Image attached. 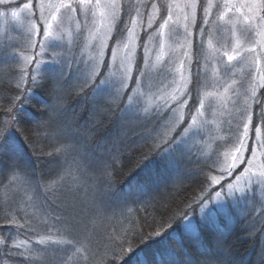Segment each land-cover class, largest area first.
Here are the masks:
<instances>
[{
    "label": "snow or ice",
    "instance_id": "snow-or-ice-1",
    "mask_svg": "<svg viewBox=\"0 0 264 264\" xmlns=\"http://www.w3.org/2000/svg\"><path fill=\"white\" fill-rule=\"evenodd\" d=\"M9 16L19 28L0 37V59L20 71L18 94L4 109L9 117L0 120V187L31 193L25 203L32 207L56 197L75 214L44 211L49 234L40 235L26 212L23 223L13 214L24 211L19 202L7 201L0 264L13 255L40 264L50 245L66 246L67 258L79 255L82 264H234V224L249 238L264 237V0H0V17ZM47 85L55 95L37 119L26 105ZM61 93L80 97L90 122L74 125ZM110 114L116 137L97 142ZM40 140L37 156L33 143ZM133 152L142 180L121 190L122 212L192 175L200 185L195 208L188 203L145 229L104 235L101 249L94 230L113 203L87 191L82 177L96 176L111 189L122 158ZM43 156L57 165L48 177L35 169ZM26 228L44 247L15 239ZM185 243L196 255L175 250Z\"/></svg>",
    "mask_w": 264,
    "mask_h": 264
},
{
    "label": "trees",
    "instance_id": "trees-1",
    "mask_svg": "<svg viewBox=\"0 0 264 264\" xmlns=\"http://www.w3.org/2000/svg\"><path fill=\"white\" fill-rule=\"evenodd\" d=\"M19 68L12 69V78L0 81V120L9 117V114L4 111L5 108L10 106L11 99L18 94V90L15 89L14 83ZM35 96L31 104L26 105L28 111H30L37 119H42V112L44 111L43 101H48L55 95L51 93V85H47L44 89H35ZM64 96L63 103L68 109V115L72 119L74 125H83L90 122L92 115L90 113L89 106L81 102L80 97L69 96L67 93H61ZM73 111L75 115H73ZM97 121L102 117L96 116ZM115 116L109 115L108 120H104L105 130L96 137L97 142H101L107 137L108 139H114L118 129L114 125ZM25 129H31V124H22ZM27 134V133H26ZM31 142V141H30ZM33 147L37 149V156L39 155V148L45 147V141L40 140L39 143H33ZM50 150V149H49ZM139 159V154L133 152L128 158H122V163L125 165L122 168V174L113 177V187L109 189L101 179L96 176L82 177V181L86 187V190L94 194L98 199H106L113 203L114 212H107V218L103 221H97V226L94 230V239L96 244L102 249L104 245V235H119L122 231L128 229L142 230L147 228L148 224H151L153 220L159 221L166 219L173 215L176 211L184 208L186 204L193 203L196 196L200 192V185L198 183V177L192 175L185 178L182 183H178L175 186L168 184L162 185L158 191H153L148 196H145L148 200L146 206L140 207L137 203H129L127 208L122 209L117 206L116 202L119 199L121 190L129 184H136L142 180V174L135 170V163ZM51 158L43 156L36 160L35 169L37 174H43L48 177L50 173H53L57 165L50 162ZM191 168L194 170L195 165ZM91 175V174H89ZM7 183V181H4ZM29 194H24L19 188H13L11 191L0 187V236H4L8 231L9 226L4 221L5 212L9 211L7 201L15 200L19 202V206L24 209L23 212L15 211L17 219L23 223L21 216L26 212L29 220L35 229L36 233L40 235H48L43 223L40 222L46 217L43 215L44 211H47L49 216L61 215L62 217L71 213L75 214L72 208L67 207V202L60 203L56 197H49L54 203L44 202L42 207H32L31 202L25 203L28 200ZM83 195V193H81ZM61 199H64L61 197ZM59 204V208H57ZM17 206L14 204L13 208ZM147 207V208H145ZM193 208L195 204L193 203ZM128 209H131L129 211ZM49 220V224L53 221ZM58 227V225H57ZM54 238L55 232L52 233ZM242 231L241 225L236 224V227L232 228L231 234L228 236V247L231 250V257L234 264H262L261 257L264 256V252L261 248L259 241L260 233H255L251 238L247 237ZM70 238V237H69ZM17 241L27 240L33 249L42 248L44 246L37 245L36 240L38 236L33 234L32 230L22 229L20 234L15 237ZM204 241L206 244H211L212 237L205 234ZM49 251L46 252L40 259V264H82L79 255L73 259H68L69 253L62 250L66 246H53L50 245ZM61 249V250H58ZM175 250L178 253L183 254L185 251H192L193 255H196L195 251L188 248L187 244H176ZM15 251V250H14ZM26 253L25 255H27ZM7 264H36V261H27L21 256L5 257ZM91 264H100L99 259L90 258Z\"/></svg>",
    "mask_w": 264,
    "mask_h": 264
},
{
    "label": "rangeland",
    "instance_id": "rangeland-1",
    "mask_svg": "<svg viewBox=\"0 0 264 264\" xmlns=\"http://www.w3.org/2000/svg\"><path fill=\"white\" fill-rule=\"evenodd\" d=\"M15 2H16V3H20L21 0H15ZM22 2H27V0H22ZM34 2H35V0H34ZM132 2L135 3V0H132ZM148 2H150V0H148ZM158 2L163 3V0H158ZM161 11H162V13H163V8H162ZM197 25H199V20H197ZM16 28H19V25H18L17 22L13 21V20L11 19L10 16H9L7 19H5V18H3V17H0V37H3V36L5 35V30H7V34H8L9 36H15V35H16V32L14 31V29H16ZM111 47H112V44H111V41H110V42H109L108 53H107L106 56H105V63L108 62V55H109L110 52H111ZM194 51H195V45H194ZM168 55H170V54L167 53V50H166L165 60H167ZM139 56H140V50L138 49V50H137V57H139ZM38 59H39V57H38ZM44 59H45V60L48 59L47 54H45ZM34 63H35V62H33V67H34ZM192 67H193V71H195V68H196L195 58L193 59ZM15 68H16V66H13V67L9 68L6 64H4L3 60L0 59V81H1V80H6V79H10V78H12V72H11V70H12V69H15ZM209 68H211V65H209ZM19 70H20V69H19ZM32 70H33V68H32V67H29V69H28L29 73H31ZM209 77H210V73H209ZM242 79H243V80H246V77H244V78H242ZM246 86H247V84L245 83V87H246ZM208 90H210V89H208ZM239 91H240L241 93H243L244 88L241 87V88L239 89ZM261 91H264V89H262ZM229 107H231L230 104H229ZM225 115H226V114H225ZM209 118H211V117H209ZM146 196H148V195H146ZM147 204H148V200L146 199L145 196L142 197L141 202L137 203L138 206L143 207V208H144V206H146ZM145 208H147V207H145ZM44 220H45V219L41 220L40 222L43 223ZM49 223H50V222H49V220H48V224H49ZM233 227H236V224H234ZM241 227L243 228L242 225H241ZM261 227H262V230H264V225H261ZM256 233H257V232H256ZM247 237H248V236H247ZM247 237H246V238H247ZM259 241H260V244H261V248H262V250H263V252H264V237H262V236L260 235ZM73 258H74V257H73ZM73 258H71V259H73Z\"/></svg>",
    "mask_w": 264,
    "mask_h": 264
}]
</instances>
